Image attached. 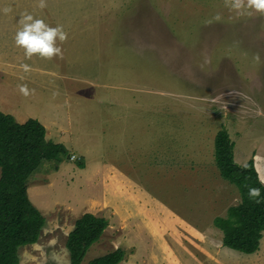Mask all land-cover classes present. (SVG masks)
Wrapping results in <instances>:
<instances>
[{"label":"rangeland","instance_id":"rangeland-1","mask_svg":"<svg viewBox=\"0 0 264 264\" xmlns=\"http://www.w3.org/2000/svg\"><path fill=\"white\" fill-rule=\"evenodd\" d=\"M35 3L0 0V111L13 94L18 123L39 117L48 126L55 116L59 125L68 121L71 137L69 156L43 162L28 181L29 190H43L46 224L36 244L19 249L20 264H70L67 237L85 213L109 226L83 264L119 248L127 255L122 264H154L151 255L182 264H264V236L256 253L243 254L225 247L214 226L241 202L220 176L217 133L227 130L239 157L258 144L245 129L259 103L264 112V14L237 15L225 0H47L43 10ZM23 12L64 26L63 59H25L14 40ZM21 70L34 90L27 97L6 83L24 77ZM55 84L57 94L42 89ZM85 161L86 171L78 167ZM100 162L132 182L114 173L101 193L104 181L96 182L90 198L78 175ZM156 208L170 224L151 234Z\"/></svg>","mask_w":264,"mask_h":264},{"label":"trees","instance_id":"trees-1","mask_svg":"<svg viewBox=\"0 0 264 264\" xmlns=\"http://www.w3.org/2000/svg\"><path fill=\"white\" fill-rule=\"evenodd\" d=\"M66 147L46 139V128L36 119L18 123L0 111V264H20L19 249L38 242L46 219L28 197V181L45 161L63 162ZM215 159L220 176L234 185L241 202L230 207L225 218L217 217L214 226L223 233V245L231 250L254 254L264 236V184L253 160L240 166L235 162L234 143L227 130L215 137ZM79 168H84L82 162ZM257 188L260 195L249 196ZM109 222L91 213L83 214L68 234L66 249L70 264H83L90 248L98 243ZM126 252L117 249L87 264H120Z\"/></svg>","mask_w":264,"mask_h":264},{"label":"crops","instance_id":"crops-1","mask_svg":"<svg viewBox=\"0 0 264 264\" xmlns=\"http://www.w3.org/2000/svg\"><path fill=\"white\" fill-rule=\"evenodd\" d=\"M21 71L22 72H20V74L22 76L26 77V78H24L22 76H21L22 78H20V77L17 78V80H21L20 82L17 81L16 79H12V78L8 79L6 81V83L8 84L9 91H15L16 93H19L20 91H19L18 85H21V84H26L29 89H30V87H32V86L29 85L30 81H29L28 77L26 76V74L23 72V70H21ZM42 89L45 90L46 92H51V93H54V94H57L58 92H60V88H59V86L57 84L52 85V86L51 85H46ZM12 95H11V99H9V100H8L7 96L5 97V101H4L5 105L3 107V112L5 114H9V115H12L14 117V115L18 116L19 110H18V108L13 107V106H15L16 103H14L12 105V101H13ZM0 102H1V99H0ZM1 107H2V104L0 103V110L2 109ZM260 107H261V104L259 103V106L257 105V107H256V111H254L256 113V115L255 116L253 115V117L251 119L252 121L250 120V124H249L248 130L245 129V131H246L245 134H247V136H248V134H250L253 138L255 137L254 139H256L255 141H258V144L255 146L254 145L255 143H254L253 146H252V149L248 153L246 152L245 149H243L241 151L240 157H239V154H236V147H235L236 144L234 143V141L232 139L231 140L234 143V158H235V162L237 164L241 165V166H244L250 160H253L254 164H255L256 171H257L258 176H259V179H260V181H262V180H264V132L261 131V129L259 131V130H257V128H254V126H255V122L254 121H260L261 122V126L264 127V120H263L264 112L262 110H260ZM52 111L56 112L55 108H52ZM65 115H67L66 112H65ZM51 118L54 121L48 120V126H47L46 125V121H44V120H42L41 118L38 117V121L42 125L44 124L43 126L46 128V139L48 141H51V142L55 143V144H62V145H64L66 147L68 145L69 141H70L71 133L68 130V128L63 126V124L65 122H68V121H66L64 119L62 125H59L56 122L58 120L57 117L54 116V117H51ZM30 119H33V118H30ZM27 120H29V119L24 118L21 121L26 122ZM24 122H20V123H24ZM50 126L54 127L52 132L49 130ZM254 133H257V134H254ZM259 143H261V145ZM240 146H243V145H240ZM72 154H74V153H72ZM86 168H87V164H86V161H85L84 168H80V169H85V171H86ZM114 173H116V175H118V177L121 178L122 180H125L127 182H132V178L130 176H128V174H126V172H124L121 168H119L116 165H112V164H108V163L106 164V163H103V162H100L98 165H95L93 167H89L88 168V173L83 171L82 174H79L78 176L79 177L80 176L85 177V179H84V181L86 182L85 184L89 185V187L91 188V193H90V198H91L94 194L97 193V192H95L93 194L94 188L96 187V182L100 183V181H104V182H101L99 184L100 186L98 185L96 187L99 190L98 193H101L100 190L106 189V181H107V179ZM86 177L88 179H86ZM93 182H95V185H93ZM104 183H105V186L103 187ZM262 184H264V183H262ZM39 185H40V187L41 186H47V185H50V182H47L46 184H38V186ZM42 191L43 190H39V188L38 189H33V190H29V188H28V194L31 196V198L34 200V202H36L37 207L40 208L39 209L40 211H41V209L45 208L44 201H42L40 198H38ZM126 257H127V255L125 256L124 261L126 260ZM151 259L153 260L154 264H162L165 261L168 264H182L181 260H179L178 263L175 262L176 258H175L174 255H151ZM141 262H142V260H141ZM122 263H120V264H122Z\"/></svg>","mask_w":264,"mask_h":264},{"label":"clouds","instance_id":"clouds-1","mask_svg":"<svg viewBox=\"0 0 264 264\" xmlns=\"http://www.w3.org/2000/svg\"><path fill=\"white\" fill-rule=\"evenodd\" d=\"M35 6L41 10L48 6L47 0H36ZM225 6L237 15H252L253 12L264 14V0H225ZM12 11L11 8L3 9L5 15ZM215 20L221 19L220 15L214 17ZM19 27L15 33V45L23 50L26 60H32L34 57L43 60H53L64 58V49L62 47L68 40V33L63 25L55 27L50 26L44 19L34 16L31 13L23 12L19 15L17 21ZM254 59L259 62V55ZM25 72L31 70L27 63L22 65ZM19 91L25 97L32 94L34 90L28 88L26 84L18 85ZM264 183V180L261 181ZM260 195L257 188L249 189L250 197Z\"/></svg>","mask_w":264,"mask_h":264},{"label":"bare ground","instance_id":"bare-ground-1","mask_svg":"<svg viewBox=\"0 0 264 264\" xmlns=\"http://www.w3.org/2000/svg\"><path fill=\"white\" fill-rule=\"evenodd\" d=\"M42 205V204H41ZM157 210H155V213L152 214V216H150L149 219V224H148V229L150 230L151 234L155 233L156 229L158 226H160L163 229H167L166 224H170V221L168 220L169 218L166 217L167 214L165 212H163L162 210H160V208H156ZM163 216L164 220L160 221L159 217ZM159 222L164 223L163 225H160Z\"/></svg>","mask_w":264,"mask_h":264}]
</instances>
